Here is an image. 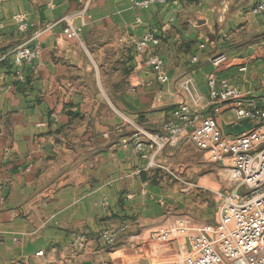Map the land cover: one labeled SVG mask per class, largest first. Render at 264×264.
<instances>
[{
	"label": "crops",
	"instance_id": "0c3cea01",
	"mask_svg": "<svg viewBox=\"0 0 264 264\" xmlns=\"http://www.w3.org/2000/svg\"><path fill=\"white\" fill-rule=\"evenodd\" d=\"M258 1L137 9L128 0H0V264H172L171 243L154 244L150 232L178 219L214 222L201 199L222 189V164L209 173L207 153L182 141L147 168L133 137L163 133L184 78L206 97L212 73L242 92L246 108L264 107V16L248 14ZM15 14L26 15L25 31ZM63 16L81 28L83 45L62 35ZM148 32L159 39L166 84L135 52ZM26 43L40 55L16 66L12 50ZM221 53L227 62L213 68ZM215 119L229 136L255 125L237 119L230 102ZM124 224L114 247L103 244L102 231Z\"/></svg>",
	"mask_w": 264,
	"mask_h": 264
},
{
	"label": "built area",
	"instance_id": "2783aa9c",
	"mask_svg": "<svg viewBox=\"0 0 264 264\" xmlns=\"http://www.w3.org/2000/svg\"><path fill=\"white\" fill-rule=\"evenodd\" d=\"M168 1L128 0L130 6L137 9H147L153 4L165 5ZM48 7H52V2ZM248 14L264 16V0L251 6ZM12 20L20 32L27 29L28 19L24 15L15 14ZM58 23L63 25L62 35L66 39L83 45L79 26L67 16L61 17ZM51 27L38 31L34 39ZM158 46L159 39L152 32L134 41L135 52L144 56L143 64L151 70L157 82L166 84L168 76L165 63L157 53ZM40 51L38 44L19 45L12 50L13 62L16 66L30 64L39 57ZM196 61L193 57L192 62ZM226 62L224 53L210 60L213 68ZM206 86L207 96L203 97L192 79L184 78L179 83L183 100L164 124L163 133L137 131L133 137L134 150L147 159V168H152L156 166L157 154L167 147L188 141L206 152L211 162L222 164L226 173L224 181L228 180L231 185L214 193L213 223L196 225L187 219H178L153 230L148 239L157 244L171 243L176 256L173 264H264V107L246 108L242 92L227 80L217 81L212 73L206 79ZM226 102L232 104L237 119H247L255 125L236 136L224 134L215 115ZM201 105L204 109L209 108L211 114L204 115ZM52 119L57 121L58 117L53 114ZM24 171L29 172L30 166ZM127 228L128 225L124 224L104 230L99 238L107 247H112ZM75 246L82 248L83 242H77Z\"/></svg>",
	"mask_w": 264,
	"mask_h": 264
},
{
	"label": "rangeland",
	"instance_id": "374dc122",
	"mask_svg": "<svg viewBox=\"0 0 264 264\" xmlns=\"http://www.w3.org/2000/svg\"><path fill=\"white\" fill-rule=\"evenodd\" d=\"M22 15H24L25 17H26V15L25 14H22ZM18 30V29H17ZM18 32H20L19 30H18ZM20 45H22V44H20ZM26 45H27V43H26ZM17 46H19V45H17ZM17 46H15V47H17ZM14 47V48H15ZM213 164L214 165H216L214 162L212 163L210 160H209V158H208V168H209V173H211L212 171H210V168H212L213 167ZM218 165V164H217ZM223 168V167H222ZM221 168V171H220V173H221V175H220V177H222V179H223V187H222V189H225V187H229L230 185H231V182H228V180H226V181H224L225 180V178H224V176H225V174L226 173H224L223 172V169ZM209 176H211L210 174H209ZM211 180H215V177L214 176H211ZM194 201L193 200V197H189V199L187 200V201ZM202 201L201 202H206V206H207V211H206V218L208 219V221L210 222L211 220H212V218L214 219L215 218V207H216V201H215V196H213V195H211L210 193H208V195H207V197L206 198H202L201 199ZM187 203H190V202H185V204L186 205H188ZM174 223V221L173 222H171V224H173ZM128 229V228H127ZM127 231V230H126ZM125 231V232H126ZM124 234V233H123ZM121 238V237H120ZM119 238V239H120ZM148 239V238H147ZM149 240V239H148ZM154 244H156V245H161V244H157V243H154ZM116 245V244H115ZM114 245V246H115ZM114 246H112V247H114ZM174 253V252H173ZM175 258H176V256L175 255H173L172 257H171V262H172V264H173V261L175 260Z\"/></svg>",
	"mask_w": 264,
	"mask_h": 264
}]
</instances>
